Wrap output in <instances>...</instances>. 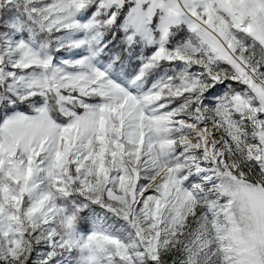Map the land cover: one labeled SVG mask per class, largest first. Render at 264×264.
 <instances>
[{
	"label": "snow or ice",
	"instance_id": "1",
	"mask_svg": "<svg viewBox=\"0 0 264 264\" xmlns=\"http://www.w3.org/2000/svg\"><path fill=\"white\" fill-rule=\"evenodd\" d=\"M0 264H264V0H0Z\"/></svg>",
	"mask_w": 264,
	"mask_h": 264
}]
</instances>
